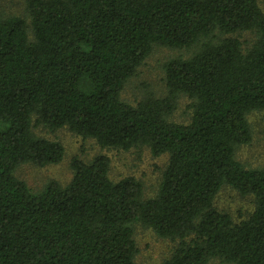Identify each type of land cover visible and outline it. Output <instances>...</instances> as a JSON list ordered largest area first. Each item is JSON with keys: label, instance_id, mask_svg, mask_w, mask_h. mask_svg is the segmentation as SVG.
<instances>
[{"label": "trees", "instance_id": "trees-1", "mask_svg": "<svg viewBox=\"0 0 264 264\" xmlns=\"http://www.w3.org/2000/svg\"><path fill=\"white\" fill-rule=\"evenodd\" d=\"M26 12L28 22L0 17V264H136L134 223L179 240L163 264H264V166L234 157L251 138L247 114L264 108L257 0H27ZM240 31L255 34L250 46ZM197 42L191 56L165 63V96L121 100L153 44ZM180 94L191 99L186 124L167 119ZM39 126L166 153L155 196L144 198L132 176L111 180L103 154L73 156L69 182L31 191L16 167L64 153ZM224 185L253 196L246 218L213 206Z\"/></svg>", "mask_w": 264, "mask_h": 264}, {"label": "rangeland", "instance_id": "rangeland-1", "mask_svg": "<svg viewBox=\"0 0 264 264\" xmlns=\"http://www.w3.org/2000/svg\"><path fill=\"white\" fill-rule=\"evenodd\" d=\"M27 0H0V17L21 16L28 22L26 12ZM264 12V0H257ZM30 32V31H29ZM31 35V32H30ZM244 48L250 46L255 39L251 31L234 33ZM199 47L195 43L190 47H170L153 44L151 51L144 58L123 84L120 92L121 100L136 105L148 92L156 97H163L167 93L165 81V63L172 58H187ZM191 99L180 94L176 104L167 119L172 122L186 124L191 118ZM250 128V141L236 147L234 157L246 168H261L264 166V108L247 114ZM40 136L58 140L63 146V157L58 163L43 166L33 163H21L15 169V176L23 180L31 191H39L49 181L54 180L61 185L66 184L72 177L70 160L73 156L89 161L99 154L109 159L108 175L117 181L126 176L137 179L142 186L144 198L155 196L166 166V153L153 155L147 146L130 148L128 150L99 146L93 138L82 137L66 127L49 131L41 126L34 128ZM213 206L230 215L234 221L246 218L254 208L252 195H241L236 189L224 185L218 191ZM133 237L136 243V264H163L178 244V239L158 236L150 227L140 223L133 224ZM207 264H232L220 258H211Z\"/></svg>", "mask_w": 264, "mask_h": 264}]
</instances>
